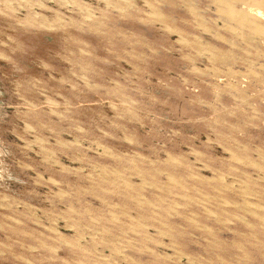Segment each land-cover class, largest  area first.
<instances>
[{"label":"rangeland","instance_id":"obj_1","mask_svg":"<svg viewBox=\"0 0 264 264\" xmlns=\"http://www.w3.org/2000/svg\"><path fill=\"white\" fill-rule=\"evenodd\" d=\"M212 2L0 0V264H264V6Z\"/></svg>","mask_w":264,"mask_h":264},{"label":"bare ground","instance_id":"obj_2","mask_svg":"<svg viewBox=\"0 0 264 264\" xmlns=\"http://www.w3.org/2000/svg\"><path fill=\"white\" fill-rule=\"evenodd\" d=\"M182 1V0H181ZM224 1V2H223ZM240 3H241V5H243L242 6V8L243 7H246V6H250V8H251V6H256V5H263L264 6V0H238ZM213 2L215 3V5H217V8H216V11L215 12H217V14H220V13H225L224 15L227 17V19H229V20H231L233 23H235L236 25H242V26H244V25H246L247 23H248V19H247V17H245L246 15H247V13L248 12H246V15H244V17H243V15H241L240 13H237V12H239V11H236L233 7H231V6H229L228 4L226 5V3H225V0H213ZM212 2V3H213ZM235 2V1H234ZM213 3V4H214ZM228 3V2H227ZM212 4V5H213ZM239 4V3H238ZM48 6V5H47ZM245 9V8H244ZM183 10L186 12V13H188V14H193V10L191 9V7H189V5H185L184 7H183ZM239 10H241V9H239ZM243 11V10H242ZM178 13V12H177ZM238 14V15H237ZM249 14V13H248ZM194 15V14H193ZM251 14H249V16H250ZM157 16V15H156ZM195 16V15H194ZM248 16V15H247ZM251 17V16H250ZM199 18V17H198ZM200 18H201V16H200ZM199 18V19H200ZM220 19V18H219ZM194 21H195V19H194ZM203 21V20H202ZM251 21H249V23H250ZM216 23V22H215ZM252 23V22H251ZM221 24V23H220ZM252 24H255V23H252ZM223 25V24H222ZM226 25V24H225ZM258 26V25H257ZM256 25H255V29H256V27H257ZM202 28H203V26H201ZM217 27H219V26H217ZM225 27V26H224ZM200 28V27H199ZM222 28V27H221ZM242 28V27H241ZM166 29V28H165ZM204 29V28H203ZM225 29V28H224ZM247 29V28H246ZM257 29H259L258 27H257ZM260 29H261V33H263L264 34V27L262 28V27H260ZM209 30V29H208ZM208 30H207V32H208ZM180 31V30H179ZM204 31V30H203ZM206 31V30H205ZM235 31H236V29H235ZM251 31V30H250ZM239 32V31H238ZM241 34V33H240ZM213 35V34H212ZM211 35V36H212ZM244 35V34H243ZM261 35V34H260ZM214 36V35H213ZM234 36H235V34H234ZM241 36H242V34H241ZM248 36V35H247ZM262 36V35H261ZM193 37H195V36H193ZM238 37H239V35H238ZM249 37V36H248ZM264 37V36H263ZM214 38H216V37H214ZM217 38H219L218 36H217ZM240 38V37H239ZM219 39H221V37L219 38ZM232 40V39H231ZM230 40V41H231ZM244 40V39H243ZM251 40V39H250ZM179 42H181V41H179ZM229 43H231V42H229ZM229 45H231V44H229ZM236 45V44H235ZM233 46H234V44H233ZM235 47V46H234ZM195 48L196 49H200V47H199V45H195ZM236 48V47H235ZM238 48V47H237ZM245 48H246V46H245ZM239 49V48H238ZM242 49V48H241ZM227 51V50H226ZM228 52V51H227ZM256 52V51H255ZM196 53V52H195ZM199 54V53H198ZM197 54V55H198ZM251 54V53H250ZM263 54V53H262ZM210 55V54H209ZM249 55V54H248ZM255 56L257 55V54H254ZM212 56V55H211ZM231 57V56H230ZM261 57H262V55H261ZM221 58H222V56H221ZM263 58V57H262ZM205 59V58H204ZM206 60V59H205ZM204 61V60H203ZM202 60H201V62H203ZM210 61V60H209ZM234 62V61H233ZM205 63V62H204ZM225 63V62H224ZM225 65V64H224ZM193 67V66H192ZM213 67V66H212ZM262 67H264V66H262ZM213 68H215V67H213ZM193 69H195V67H193ZM205 69V68H204ZM209 69V68H208ZM215 69H217V68H215ZM225 69H227V68H225ZM214 70V69H213ZM228 70H230V69H228ZM190 71V70H189ZM193 71H195V70H193ZM197 71V70H196ZM232 71V70H231ZM230 71V72H231ZM229 72V71H228ZM228 72H227V74H228ZM200 73V72H199ZM252 74V73H251ZM254 75V74H253ZM258 75V74H257ZM257 75H255V76H257ZM177 81V80H176ZM227 87V86H226ZM229 88V87H228ZM233 98V97H232ZM241 100V99H240ZM252 111V110H251ZM109 149V148H108ZM256 154L257 155H259L260 156V154L258 153V152H256ZM231 155V154H230ZM234 156V155H233ZM238 157V156H237ZM230 158V157H229ZM232 159V158H231ZM246 163V162H245ZM250 164H252V163H250ZM186 169H190V167H185ZM257 169H259V168H256L255 167V171L256 172H259V170H257ZM188 171V170H187ZM201 172V171H200ZM190 176V175H189ZM49 178V177H48ZM200 181H201V179H199ZM174 181V180H173ZM202 182H203V179H202ZM257 193V192H256ZM239 199L240 198H242V200H243V202L241 203V205H244V207H247V206H250V205H253V204H255V205H258L257 203H252V202H249L248 200H245L244 199V197H242V196H239V194H237L236 195ZM258 197V196H257ZM264 198V197H263ZM236 199V198H235ZM101 201V200H100ZM235 202V201H234ZM236 203V202H235ZM99 204V203H98ZM199 205V204H198ZM234 205V204H233ZM236 206V205H235ZM252 207V206H251ZM248 208V207H247ZM250 212V214H252L253 215V212H251V211H249ZM169 213V212H168ZM258 213V212H257ZM196 216V215H195ZM261 216V215H260ZM152 218V217H151ZM234 218L235 219H237V220H239V218L237 217V216H234ZM159 219V218H158ZM173 228V227H172ZM29 230V229H28ZM142 239L143 240H145V236L144 237H142ZM176 239V238H175ZM30 240V239H29ZM24 241V240H23ZM26 241V240H25ZM28 241V240H27ZM30 242V241H29ZM65 245V244H64ZM27 246V245H26ZM30 246V245H29ZM26 254V253H25ZM24 254V255H25ZM242 258H243V256H241ZM150 258L152 259V257L150 256ZM109 262V261H108ZM158 263V262H157ZM216 263V262H215ZM242 264V263H241Z\"/></svg>","mask_w":264,"mask_h":264}]
</instances>
